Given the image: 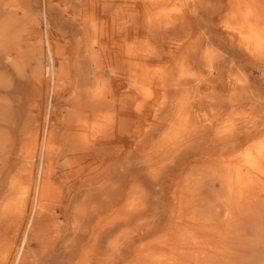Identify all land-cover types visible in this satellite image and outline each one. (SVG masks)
Returning a JSON list of instances; mask_svg holds the SVG:
<instances>
[{
  "label": "bare ground",
  "instance_id": "6f19581e",
  "mask_svg": "<svg viewBox=\"0 0 264 264\" xmlns=\"http://www.w3.org/2000/svg\"><path fill=\"white\" fill-rule=\"evenodd\" d=\"M78 1L41 34L0 19V93L33 129L16 157L0 132V264H264V0H119L116 36Z\"/></svg>",
  "mask_w": 264,
  "mask_h": 264
},
{
  "label": "rangeland",
  "instance_id": "374dc122",
  "mask_svg": "<svg viewBox=\"0 0 264 264\" xmlns=\"http://www.w3.org/2000/svg\"><path fill=\"white\" fill-rule=\"evenodd\" d=\"M67 3H68V0H0V14L1 13L3 14V16L2 15L0 16V19L5 21L6 18H8V15H6L7 14L6 12H9V11L10 12L11 11L16 12V15H14L13 17L17 18L19 20V22H18V24L13 23L12 27H14V28L22 27L23 32L26 34H29L30 30H37L41 34L45 30V22L43 20L45 17L44 13L48 12L49 13L48 17L52 20L55 18H60L58 16L60 12L61 13L62 12H65V13L70 12V9H67L68 8ZM106 3H108V5H109V9L107 12V16H108L107 18L109 21L108 26L110 29L115 28V27H117L115 17L119 12L120 1L119 0H107ZM51 6L55 7L56 10H54V9L52 11L48 10L49 7H51ZM83 11L85 12L87 10H83V8H82V10L80 11V15L77 14V16H76V24L74 25V27L76 29H78L80 27L82 28L86 24V22L88 21L87 16H82V14L84 13ZM22 13H26V14L23 15ZM31 14H33V15H31ZM52 14H55V15L58 14V15H56V17H54V16H51ZM30 18H34L36 23L31 24L29 22ZM58 24L59 23H54V27H56L57 29H60V26ZM113 31H114V35L116 36L117 35V29L115 28ZM54 32H55L56 37H60L59 33H57L56 31H54ZM112 36H113V34H112ZM111 38L112 37L110 34L109 37L105 41L111 43V40H112ZM195 39H196V36L194 34L192 36V40H195ZM25 41H24V43H26V44H27V42L28 43L34 42V40L32 38L25 39ZM26 44H23V46L26 47L28 45V44L27 45ZM112 49H114V50L117 49V46L113 45ZM15 54H16V52L12 51L11 55L15 56ZM175 60H176V58L172 60V64L175 62ZM36 65H37L36 61L32 60L29 68L27 69L28 75L30 74V72H29L30 69H34L36 67ZM8 79H9L8 82L5 83V85H7V88L11 87L13 90V93L17 92V90H18L17 86L18 85L16 86V84L18 82H16V80L12 76H9ZM25 80L28 81L29 80L28 77ZM30 80H29V82H30ZM28 85L30 87L31 84L26 85L25 90H24L26 94L28 93V89H29ZM23 98H25V99H23ZM19 99L20 98L18 97L17 94L16 95H13V94L12 95H6L5 92L0 93V102L3 103V105H4V108H2V109L0 108V132L4 131L5 133H7V137H8L9 141L10 140H14V141L19 140L16 142L17 145H16V147L13 151V154H12V156H14V157L19 155L20 153H23L24 149H27V145H25V144H27V141L31 135V131L33 130L32 127L29 130L23 129L21 127L18 128L20 120L23 119L22 116L24 117L27 110L29 109V104H27V106H26V103H28V102H26L27 97L26 96L22 97L21 98L22 101H19ZM59 107H61V106H59ZM19 116H21V117H19ZM15 125H16V127H15ZM151 136H152V138L156 137L157 132L152 133ZM112 147L118 148V145L114 144ZM142 148H143V145H142V143H140V145H138L137 148L132 147L129 149H123V151L125 152L124 157L128 158V157H130V155H132V157H135L137 159V157L140 156ZM133 151H135V152L132 154L131 152H133ZM0 168H1V164H0ZM137 169L138 168H135V167H129L127 169V171L125 172V177H124L125 180L122 183L123 184L122 188L125 190L124 194H123L124 199L129 194V190L131 188V184H130L131 181L136 178V176L138 174L137 172H139ZM17 170H18V166L14 167L12 169L11 175H14ZM59 174L61 176H63L62 173H59ZM59 174L57 175V176H59L58 179L61 178V176ZM63 219H61V220H63ZM128 221H129V216L118 220V222L120 223L118 225L121 228H119L120 230L115 235H113V237H116L117 235H119L120 234L119 232H121L124 228H126L125 226H127V225L125 224V222H128ZM68 238H70V234L67 232L63 236L61 245L59 244V247H61L65 243H68V240H69ZM33 249L37 251L38 247L36 245H34ZM106 250H107V247L105 245L103 251H106ZM48 257H49L48 254H45L43 256V260L45 259V261H44L45 263L42 261L43 264L49 263Z\"/></svg>",
  "mask_w": 264,
  "mask_h": 264
},
{
  "label": "crops",
  "instance_id": "0c3cea01",
  "mask_svg": "<svg viewBox=\"0 0 264 264\" xmlns=\"http://www.w3.org/2000/svg\"><path fill=\"white\" fill-rule=\"evenodd\" d=\"M72 3H73V5L76 7V10H77V12H78V11L80 10L79 1H77V0H72ZM53 9L56 10L55 7H53ZM53 9H52V10H53ZM48 10H50V8H49ZM52 10H51V11H52ZM44 14H45V15H48L49 13H48V12H45ZM44 14H43V15H44ZM60 14H61V12L59 13V15H60ZM54 15H55V14H52L51 16H54ZM56 15H58V14H56ZM56 15H55V16H56ZM59 15H58V16H59ZM48 16H49V15H48Z\"/></svg>",
  "mask_w": 264,
  "mask_h": 264
}]
</instances>
